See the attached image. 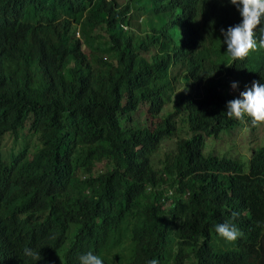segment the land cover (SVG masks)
I'll return each mask as SVG.
<instances>
[{
  "label": "trees",
  "instance_id": "1",
  "mask_svg": "<svg viewBox=\"0 0 264 264\" xmlns=\"http://www.w3.org/2000/svg\"><path fill=\"white\" fill-rule=\"evenodd\" d=\"M220 17L202 0H0V224H31L41 240L74 225L104 264H264V206L250 208L252 223L230 209L240 189L264 204V146L247 182L245 163L206 154L186 127L196 115L187 84L210 72L185 55L183 35ZM205 42L215 92L228 94L245 78L215 36ZM245 62L261 67L258 53ZM224 214L236 240L215 231ZM2 237L12 234L0 249ZM78 253L58 241L45 262L73 264Z\"/></svg>",
  "mask_w": 264,
  "mask_h": 264
},
{
  "label": "clouds",
  "instance_id": "2",
  "mask_svg": "<svg viewBox=\"0 0 264 264\" xmlns=\"http://www.w3.org/2000/svg\"><path fill=\"white\" fill-rule=\"evenodd\" d=\"M202 5L207 10L219 12L221 17L206 25L205 30L200 29L193 34L186 30L183 35V41L186 43L185 55L189 60L206 66L210 72L205 80L191 79L187 84L196 107V115L186 127H190V134L203 137L206 154L217 156L218 153L221 156L223 152H229L234 160L245 163L246 175L242 178L247 182H253L251 159L256 149L264 146L257 145L259 135H264V0H202ZM207 35L215 36L217 42L226 48L227 60L230 62L225 64L245 78L232 79L228 94L215 92L216 81L220 78L217 59L207 49V42L200 45L201 38ZM256 53L261 62V67L257 71L250 70L245 62ZM180 91H183L182 87H179L176 93ZM174 98L176 99V95ZM205 115L210 117L209 124L204 129L200 127L195 133L191 126L198 125ZM232 121L235 125H232ZM157 123L151 127L154 128ZM178 126H182L180 121ZM166 128L168 137L170 133H175L169 123L166 124ZM242 131L245 142L250 145L249 155L241 152L235 140V136ZM248 131L250 136L246 140L245 134ZM170 143V139L161 140L164 151L172 148ZM142 158L133 160L136 161L134 168L138 170L141 168ZM262 182L264 183V179ZM69 192L70 187L65 192L66 197ZM238 195L242 199V205L231 206V216L245 217L252 223L250 208L264 204L245 201L241 189ZM221 222L215 225L218 236L233 241L241 235L240 230L232 221L226 219L225 214ZM73 226H50L49 229L55 232V238L41 240L38 239L37 232L31 224L17 227L0 224L1 234L6 231L12 234L10 239L2 237L0 264H63L57 261L45 262L46 258L53 255L58 241L70 242L80 251L77 261L73 264H104V260L96 252L87 249L79 233L72 231ZM67 232L71 236L68 242L63 241L62 237V234ZM147 264H158V261L150 259Z\"/></svg>",
  "mask_w": 264,
  "mask_h": 264
},
{
  "label": "rangeland",
  "instance_id": "3",
  "mask_svg": "<svg viewBox=\"0 0 264 264\" xmlns=\"http://www.w3.org/2000/svg\"><path fill=\"white\" fill-rule=\"evenodd\" d=\"M249 136H250V132L248 131L245 134V139L247 140ZM235 137H236V139H235L236 142L240 146L241 152L249 155L250 152H251L250 151V145H249V143H246L245 140H244V131L238 133ZM263 144H264V135L260 134L257 145H263Z\"/></svg>",
  "mask_w": 264,
  "mask_h": 264
}]
</instances>
